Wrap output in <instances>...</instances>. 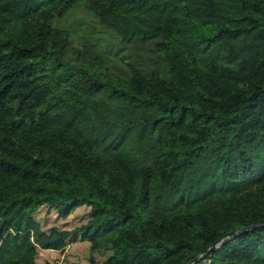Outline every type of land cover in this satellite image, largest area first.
<instances>
[{
    "label": "trees",
    "instance_id": "trees-1",
    "mask_svg": "<svg viewBox=\"0 0 264 264\" xmlns=\"http://www.w3.org/2000/svg\"><path fill=\"white\" fill-rule=\"evenodd\" d=\"M12 206L13 264L77 240L87 264H264V0H0Z\"/></svg>",
    "mask_w": 264,
    "mask_h": 264
},
{
    "label": "rangeland",
    "instance_id": "rangeland-1",
    "mask_svg": "<svg viewBox=\"0 0 264 264\" xmlns=\"http://www.w3.org/2000/svg\"><path fill=\"white\" fill-rule=\"evenodd\" d=\"M133 48L144 57L148 56L145 47L141 44H134ZM148 54L150 55V53ZM85 210L86 208L83 206L74 210L68 217L61 219L54 210L47 211L45 206H41L36 216L43 228L51 225L69 228L82 221L80 216ZM20 216L21 212L16 206H12L0 214V235L2 236L0 240V264H13L21 252V249L16 247L13 240L14 225ZM90 254L89 243L85 240H77L53 251L39 249L37 263L45 264L46 261H49L53 264H87ZM93 254L97 259V264H101L105 257L104 253L94 251Z\"/></svg>",
    "mask_w": 264,
    "mask_h": 264
},
{
    "label": "water",
    "instance_id": "water-1",
    "mask_svg": "<svg viewBox=\"0 0 264 264\" xmlns=\"http://www.w3.org/2000/svg\"><path fill=\"white\" fill-rule=\"evenodd\" d=\"M255 227L254 225L252 226H245V227H241V228H237V229H233L230 232L224 234L223 236H221L217 241L213 242L207 249V251L199 256L196 257L195 260L201 258V257H205L208 253L212 252L221 242H223L224 240H226L228 237H230L231 235H233L234 233L240 231V230H244V229H249V228H253Z\"/></svg>",
    "mask_w": 264,
    "mask_h": 264
},
{
    "label": "crops",
    "instance_id": "crops-1",
    "mask_svg": "<svg viewBox=\"0 0 264 264\" xmlns=\"http://www.w3.org/2000/svg\"><path fill=\"white\" fill-rule=\"evenodd\" d=\"M54 250V249H53Z\"/></svg>",
    "mask_w": 264,
    "mask_h": 264
}]
</instances>
